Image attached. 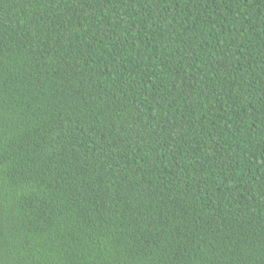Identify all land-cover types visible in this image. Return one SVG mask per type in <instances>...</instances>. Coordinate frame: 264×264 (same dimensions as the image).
<instances>
[{
    "label": "trees",
    "instance_id": "16d2710c",
    "mask_svg": "<svg viewBox=\"0 0 264 264\" xmlns=\"http://www.w3.org/2000/svg\"><path fill=\"white\" fill-rule=\"evenodd\" d=\"M0 264H264V0H0Z\"/></svg>",
    "mask_w": 264,
    "mask_h": 264
}]
</instances>
